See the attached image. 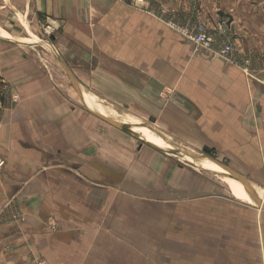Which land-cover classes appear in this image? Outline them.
I'll use <instances>...</instances> for the list:
<instances>
[{
    "label": "crops",
    "instance_id": "crops-1",
    "mask_svg": "<svg viewBox=\"0 0 264 264\" xmlns=\"http://www.w3.org/2000/svg\"><path fill=\"white\" fill-rule=\"evenodd\" d=\"M131 2L0 0L58 21L52 47L82 105L148 122L164 152L210 151L264 195V0L177 4L178 26L228 17L247 67ZM35 52L0 42V88L19 98L0 104V264H264V211L72 108Z\"/></svg>",
    "mask_w": 264,
    "mask_h": 264
},
{
    "label": "rangeland",
    "instance_id": "rangeland-1",
    "mask_svg": "<svg viewBox=\"0 0 264 264\" xmlns=\"http://www.w3.org/2000/svg\"><path fill=\"white\" fill-rule=\"evenodd\" d=\"M147 1V0H145ZM184 0H148V12L154 14L159 19H166L170 18L171 21L176 23V21H179L182 19L180 11H178L177 4L179 2H183ZM139 7L144 6V4H138ZM161 7H164V9H168L169 13L161 14ZM28 10H23L22 8H11V7H1L0 3V42L2 40H15L18 43V48H24L29 49L33 51L34 54H36L35 50L42 53V59L36 58L38 62H41L42 68L45 69L48 72V77L50 82L55 86V89L61 93L63 96H65L67 99L71 101L72 108L79 109L80 111L88 114L90 117L95 118L94 116L90 115L86 109L85 104L82 105L80 102L79 96L76 94L74 89L72 88V85L66 76L65 71L60 66V64L57 62L56 59V53L52 47L53 39L51 36L50 38H47L43 36L42 27L43 24H37L39 21L32 17V15L29 14ZM187 21V20H186ZM5 42V41H3ZM20 44V45H19ZM23 44V46H22ZM16 46V45H15ZM95 101L98 104V101L95 99ZM0 104L2 107L10 108V98L8 97V94L6 93V90H1L0 88ZM13 105V104H12ZM69 105V106H70ZM99 105L106 108L108 111V118L118 122V123H126L130 127V129L140 136L141 139L145 138L143 135V127H148V122L144 121H130L129 116L126 114L125 110L123 108H116L112 107L110 105H105L102 102H99ZM93 109V105H89ZM88 108V107H87ZM94 112L97 113V111L94 110ZM103 112L99 113L102 114ZM96 120H98L96 118ZM101 126H103L105 129L112 128L108 124L99 121ZM134 122L135 124L131 123ZM130 123V124H129ZM136 124H140L142 126H133ZM120 132V131H119ZM120 136L128 140L130 143H132V146L135 147L136 145L140 144L139 141H136L135 139L127 136L126 134L120 132ZM164 140L168 141L166 138ZM169 143L173 144L172 142L168 141ZM147 148V147H146ZM169 150V149H167ZM172 151V152H171ZM177 150L173 148V150H170V152L164 153L159 152L156 150H153L148 147V154H151L154 156L155 160L161 161L163 164H172L176 168L184 170L186 173L185 176L191 178L189 174L200 176L203 179L208 180L212 185H216V194L218 195H224L226 197L231 198L232 200L238 199L240 201H237L240 204H249L253 205L255 207H258L256 204H252L246 201L245 196H249V194L246 193V191L243 189L244 193H241L239 191L233 190L225 181L224 179L217 173L215 169L209 170V169H202L198 167L195 162H188V160L182 159L177 152ZM154 154V155H153ZM188 154V153H187ZM148 155V160L150 159ZM204 155V154H201ZM206 156V155H204ZM210 159H212L214 162L224 166L223 163L217 161L215 158L211 156H206ZM242 187V186H241ZM249 190L259 195L261 198H264V195L260 192V189H254L249 188ZM212 191V189H211ZM234 197V199L231 197L230 193Z\"/></svg>",
    "mask_w": 264,
    "mask_h": 264
},
{
    "label": "built area",
    "instance_id": "built-area-1",
    "mask_svg": "<svg viewBox=\"0 0 264 264\" xmlns=\"http://www.w3.org/2000/svg\"><path fill=\"white\" fill-rule=\"evenodd\" d=\"M133 5L146 4L145 0H132ZM143 7V6H142ZM161 14L169 13L168 9L161 7ZM168 23L173 25L177 32L190 42L196 52H205L210 58L220 59L228 63L237 64V57L240 56L234 44L231 22L228 17H217L213 29H208L201 21L186 22L180 26L168 18ZM60 24L54 19H47L42 27L43 36L50 38L57 32ZM240 64L244 67L250 65L247 56L241 55ZM240 60V59H239ZM10 102L17 104L19 98L16 95L10 96Z\"/></svg>",
    "mask_w": 264,
    "mask_h": 264
},
{
    "label": "bare ground",
    "instance_id": "bare-ground-1",
    "mask_svg": "<svg viewBox=\"0 0 264 264\" xmlns=\"http://www.w3.org/2000/svg\"><path fill=\"white\" fill-rule=\"evenodd\" d=\"M5 40H7V39H5ZM85 100H87L86 97H85ZM88 105H93V109L90 106H88ZM88 105H87V107H88L87 109H89L90 111L94 112V110H95V111H97V113H101L102 112V110L98 106L93 104L92 102H89ZM143 132H144L143 135L145 136V138H143L144 141L151 143V141L156 139V136L153 135L146 127H143ZM151 144L154 145L153 143H151ZM154 146H156V145H154ZM176 152H177V154L180 157H182V159L188 160V162L194 161L195 162L194 164H196L198 167L205 168V169H210V170L215 169L217 171V173L224 179V181L233 190L239 191L241 193H244L243 185L238 180H236L233 176L229 175L226 171H224L220 166H218V164H216L210 158H208L206 156H203V155L202 156H196V155L195 156H190L188 154H184V152H182V151H176ZM251 194H252V197L251 196H247V195L245 196L246 201L249 202V203H252V204H256V202L254 201V199H255L257 202L262 203V207H264V198H261L259 195L254 194L252 192H251Z\"/></svg>",
    "mask_w": 264,
    "mask_h": 264
},
{
    "label": "water",
    "instance_id": "water-1",
    "mask_svg": "<svg viewBox=\"0 0 264 264\" xmlns=\"http://www.w3.org/2000/svg\"><path fill=\"white\" fill-rule=\"evenodd\" d=\"M53 39V38H52ZM1 40V39H0ZM2 41H5L9 44H12V45H16L18 46V43L15 41V40H2ZM57 56V55H56ZM57 59V62L60 64V66L63 68V70L65 71L66 73V76L68 77L71 85H72V88L74 89V91L76 92V94L79 96V88L77 86V84L75 83L73 77L71 76V74L68 72V70L65 68V66L61 63V61L59 60L58 56L56 57ZM80 98V96H79ZM86 111L94 116L95 118L99 119L100 121L108 124L109 126L115 128L116 130L126 134L127 136L135 139L136 141H139L140 142V145H145V146H148L149 148L153 149V150H156V151H159V152H164L162 151L161 149L157 148L156 146L152 145L151 143L149 142H146L144 141L143 139L140 138V136H138L137 134H135L128 125L126 124H121V123H118L108 117H105V116H101L93 111H90L89 109H87L85 107ZM178 148V147H177ZM178 149H181V148H178ZM181 151H184L181 149ZM164 153H167V152H164ZM189 155H193L191 154V152H187ZM218 164V163H217ZM218 166H220L224 171H226L229 175L233 176L236 180H238L244 187V189L246 190V192L249 194V196L252 197V194L249 190L250 186L246 183V181L241 177L239 176L238 174H236L235 172L229 170L228 168L218 164ZM249 187V188H248ZM254 199V198H253ZM254 201L256 202V205L262 210L264 211V207H262V203L260 202H257L255 199Z\"/></svg>",
    "mask_w": 264,
    "mask_h": 264
},
{
    "label": "trees",
    "instance_id": "trees-1",
    "mask_svg": "<svg viewBox=\"0 0 264 264\" xmlns=\"http://www.w3.org/2000/svg\"><path fill=\"white\" fill-rule=\"evenodd\" d=\"M204 154H205L206 156H211L212 153H211L210 151H205Z\"/></svg>",
    "mask_w": 264,
    "mask_h": 264
}]
</instances>
